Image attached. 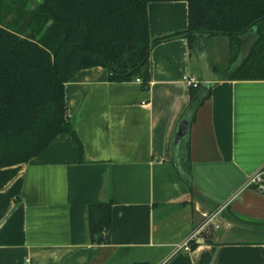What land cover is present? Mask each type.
I'll use <instances>...</instances> for the list:
<instances>
[{"label":"crops","instance_id":"1","mask_svg":"<svg viewBox=\"0 0 264 264\" xmlns=\"http://www.w3.org/2000/svg\"><path fill=\"white\" fill-rule=\"evenodd\" d=\"M147 16L151 41L171 37L151 49L148 86L77 72L65 88L80 146L61 134L0 168V264H264V194L247 186L264 167V81L213 85L189 125V191L173 144L189 103L183 78L200 82L194 46L178 36L187 3H149ZM220 38L205 42L216 69ZM105 204L106 244L92 243L88 209ZM197 230L195 249L177 251Z\"/></svg>","mask_w":264,"mask_h":264},{"label":"trees","instance_id":"2","mask_svg":"<svg viewBox=\"0 0 264 264\" xmlns=\"http://www.w3.org/2000/svg\"><path fill=\"white\" fill-rule=\"evenodd\" d=\"M160 2L187 3V29L178 36L191 48L195 34L229 40L227 66H212L220 81H264V0H40L32 9L28 0H0V168L28 163L61 134L80 146L65 88L77 72L101 67L110 83L139 78L148 86L151 49L171 38H149L147 5ZM254 26L250 53L229 69ZM213 85L189 87L182 119L192 123ZM174 157L180 180L192 191L187 136L174 147ZM88 218L91 242L106 244L111 205L90 206Z\"/></svg>","mask_w":264,"mask_h":264},{"label":"water","instance_id":"3","mask_svg":"<svg viewBox=\"0 0 264 264\" xmlns=\"http://www.w3.org/2000/svg\"><path fill=\"white\" fill-rule=\"evenodd\" d=\"M50 22L47 24L49 26ZM256 26L251 29V32L241 38V47L239 54L234 63H232L229 69L240 66L243 60L246 59L251 51L252 45L255 42L253 33L255 32ZM196 43L194 45V53L197 61V68L200 75V82L204 85H212L220 81V76L213 72L210 64L208 54L205 47V42L210 38L209 34H195ZM189 120L182 119L178 126L174 136V147L188 135L189 131ZM108 239V237H106Z\"/></svg>","mask_w":264,"mask_h":264},{"label":"built area","instance_id":"4","mask_svg":"<svg viewBox=\"0 0 264 264\" xmlns=\"http://www.w3.org/2000/svg\"><path fill=\"white\" fill-rule=\"evenodd\" d=\"M137 83H141L140 79L135 80ZM183 81L188 87H197L199 85V81L194 79L193 77L187 76L183 78ZM247 186L256 190V192L260 194H264V167H262L257 173L251 176L248 180ZM199 233V230L192 233L183 244L177 247V251H182L184 253H189L191 251L190 242L193 241L195 236Z\"/></svg>","mask_w":264,"mask_h":264},{"label":"rangeland","instance_id":"5","mask_svg":"<svg viewBox=\"0 0 264 264\" xmlns=\"http://www.w3.org/2000/svg\"><path fill=\"white\" fill-rule=\"evenodd\" d=\"M40 0H28V8L32 9L35 8L38 4H39ZM221 39H226V38H220L218 40H212V43H216L217 44V49L215 55L218 56V64H217V69H224L225 66H227L228 61L230 60V52L228 51V49H226V47H222V40ZM215 56V58L217 57Z\"/></svg>","mask_w":264,"mask_h":264}]
</instances>
